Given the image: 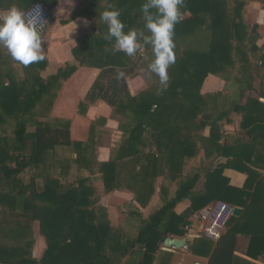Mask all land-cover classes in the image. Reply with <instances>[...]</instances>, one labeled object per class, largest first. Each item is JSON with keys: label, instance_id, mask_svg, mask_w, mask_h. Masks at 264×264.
Masks as SVG:
<instances>
[{"label": "trees", "instance_id": "obj_1", "mask_svg": "<svg viewBox=\"0 0 264 264\" xmlns=\"http://www.w3.org/2000/svg\"><path fill=\"white\" fill-rule=\"evenodd\" d=\"M260 1L264 5V0ZM145 2L84 0L69 17L84 16L93 22L92 29L78 37L72 53L80 66L100 70L85 101L79 104V113L84 114L89 105L102 101L112 109V116L126 136L110 162L99 165L105 192L117 189L119 181H126L136 201L144 204L154 191L156 178L164 176L177 185L174 198L164 200L160 210L141 222L136 239L116 238L89 177H78L74 182L67 179L73 167L95 173L98 164L94 145L73 142L69 121L47 120L62 82L77 68L67 64L44 79L41 72L46 68V59L23 66L0 50V215L4 210L31 214L46 243L39 261L8 264H118L132 250L144 251L138 264H148L163 239L172 234L183 236L188 218L211 204L223 201L247 210L264 202V176L247 167L238 168L248 176L242 189L229 186L223 176L224 169L238 167L242 152L256 136L261 140L259 149L264 150V105L249 97L243 106L240 104L246 88L252 87L259 69L264 68V58L259 66L251 65L248 58V26L242 18L246 2H235L229 10L226 0H185L183 19L174 29L175 62L167 70V83L161 84L151 73L150 85L132 96L127 80L144 68V57L138 51L139 56L132 57L114 52L104 39L108 29L99 14L113 5L121 13L125 32L135 29L148 36L140 11ZM140 43L149 54L148 66L153 57L151 46L144 45L142 39ZM208 75L232 81L237 94L232 92L235 98L214 94L211 101L215 108L226 109L204 114L207 101L200 91ZM231 109L243 117L242 131L226 137L220 134L218 124L228 120ZM206 126L210 127L208 139L199 135ZM244 137L250 142L242 140ZM228 138L229 143H219ZM197 139L204 143L206 155L211 150L227 158V162L214 168L200 165L185 175L187 161L199 151ZM258 161L257 157L252 164L257 166ZM123 171L130 172L128 178L122 176ZM202 177V189L193 193ZM183 198L190 199L191 208L176 215L173 207ZM240 218L232 217L229 223H239ZM238 232L221 235L208 264H232ZM4 234L2 229L1 236ZM253 237L257 243L264 241V233ZM31 249L32 243L22 248L0 247V257Z\"/></svg>", "mask_w": 264, "mask_h": 264}, {"label": "crops", "instance_id": "obj_2", "mask_svg": "<svg viewBox=\"0 0 264 264\" xmlns=\"http://www.w3.org/2000/svg\"><path fill=\"white\" fill-rule=\"evenodd\" d=\"M228 9L231 10L235 2L245 1L242 11L243 22L248 26L246 45L249 49L248 58L251 65H262L261 57L264 58V5L260 0H226ZM42 3L50 13V18L46 21L47 27L41 33L42 51L47 61L46 68L41 72V77L46 79L57 74L65 65H74L76 71L61 84L57 97L49 111L47 120L59 119L70 122V137L73 142L92 143L95 148L94 158L98 168L94 174H89L87 170H77L73 167L68 174V181L74 182L78 177L91 180L99 197V205L107 212L108 220L116 238L134 240L138 236V228L141 222L147 221L164 205V200L169 201L175 196L177 190L176 183H169L164 176H159L154 182V191L151 197L140 204L136 201L135 194L128 188V182L119 181L118 188L104 191L102 173L99 170L100 164L110 162L111 156L122 145L125 135L119 129V122L112 116V109L102 101H97L89 105L84 114L79 113V104L85 101V97L100 73V70L82 67L74 59L72 50L77 45L80 35L88 33L93 26V22L84 16L69 17L77 12L84 0H0V13L15 6L25 12L32 4ZM253 49H255L253 51ZM1 52L7 50L0 48ZM141 70L137 71L135 77L127 80L128 89L132 96L144 91L150 82L148 77ZM237 86L229 80L225 81L218 76L208 75L201 87V94L206 98L204 114L211 111L223 110L226 108H215L211 101V96L222 93L228 96L237 94ZM233 92V93H232ZM257 100L264 105V68L259 69L252 87L246 88L245 95L240 103L246 102V98ZM228 108V107H227ZM229 109V108H228ZM228 114V120L219 122V132L226 137L235 135L242 131L241 114L233 111ZM210 127L206 126L199 134L204 139H208ZM245 138V139H244ZM242 140L250 142V138L244 137ZM229 143L227 139L219 142ZM242 142V141H241ZM260 137L256 136L249 146L241 154V162L236 168H226L223 171L229 181V186L242 189L247 180L244 167L260 176H264V150L259 149ZM198 153L193 159L188 160L184 169V174H192L194 169L202 165L203 167L214 168L219 164H225L227 158L219 157L215 152L208 151L207 155L201 141L197 139ZM207 145V142L205 143ZM75 158V154L72 155ZM258 157L257 166L252 163ZM231 157H229L230 159ZM129 171H123L122 176L129 177ZM116 170L114 171L111 185H115ZM204 177L196 185L193 193L202 189ZM40 182V181H39ZM213 204H211L209 209ZM233 206V205H232ZM236 208L237 206H233ZM191 208L189 198H183L173 207L176 215H183ZM239 223L231 222L224 229L222 235L227 232L238 231L237 243L234 250L232 264H264V241H258L253 235L264 233V202H258L252 209L244 210L241 207ZM197 212L188 218V226L184 229L183 236L168 235L174 240L185 241V246L181 248H167L160 243L157 251H154L148 264H208L210 254L218 241L207 239L198 234L201 225V217L204 211ZM6 221V222H3ZM5 231L1 236V230ZM166 237V238H167ZM32 243L31 251H14L7 258L1 256L0 261L6 264L12 262H22L23 260L39 261L46 248L44 238L39 233L38 223L33 221L31 214H18L9 210H4L0 215V247H24L25 244ZM144 251H127V255L118 264H138L142 260Z\"/></svg>", "mask_w": 264, "mask_h": 264}, {"label": "clouds", "instance_id": "obj_3", "mask_svg": "<svg viewBox=\"0 0 264 264\" xmlns=\"http://www.w3.org/2000/svg\"><path fill=\"white\" fill-rule=\"evenodd\" d=\"M184 6L185 0H146L140 8L144 27L150 33L145 36L143 31L135 29L125 32L120 11L109 5L110 10L99 14V19L108 29L104 39L112 45L114 52H123L128 57L134 56L141 48L142 39L144 45L151 46L154 56L148 70L159 78L161 84H166L167 70L175 62L174 29L183 19L181 8ZM152 9L156 10L155 13ZM46 27L47 22L40 10L26 19L24 12L12 6L6 14L0 13V48L6 49L12 60L23 66L43 61L45 56L40 37ZM119 75L123 76V73Z\"/></svg>", "mask_w": 264, "mask_h": 264}, {"label": "built area", "instance_id": "obj_4", "mask_svg": "<svg viewBox=\"0 0 264 264\" xmlns=\"http://www.w3.org/2000/svg\"><path fill=\"white\" fill-rule=\"evenodd\" d=\"M40 10V13L45 21L50 18V13L47 8L40 2L34 3L24 13L25 18L30 19ZM39 23V21H37ZM141 53V51H138ZM141 55H143L141 53ZM234 207L223 201H217L213 205L205 210L201 217V225L198 234L210 240H218L230 219L233 217Z\"/></svg>", "mask_w": 264, "mask_h": 264}, {"label": "water", "instance_id": "obj_5", "mask_svg": "<svg viewBox=\"0 0 264 264\" xmlns=\"http://www.w3.org/2000/svg\"><path fill=\"white\" fill-rule=\"evenodd\" d=\"M205 212V211H204ZM241 214V209L239 208H234L233 210V217H239ZM163 241V245L167 248H171V247H175V248H181L183 246H185L186 242L183 240V241H179V240H174L172 238H165L162 240Z\"/></svg>", "mask_w": 264, "mask_h": 264}, {"label": "rangeland", "instance_id": "obj_6", "mask_svg": "<svg viewBox=\"0 0 264 264\" xmlns=\"http://www.w3.org/2000/svg\"><path fill=\"white\" fill-rule=\"evenodd\" d=\"M227 5H228V2H227ZM151 48V47H150ZM138 51H141V53L143 54V56L142 57H144V58H142L143 60H141V66L142 67H144V68H141V69H139V70H141L142 71V73L145 75L144 77H148V76H150V74H151V72L148 70V66H147V59H149L148 58V56H149V54H147V52H146V48L144 47V46H141V48L138 50ZM136 56H139V54L138 53H136L135 54ZM153 58H154V56L151 58V62H152V60H153ZM146 61V62H145ZM150 62V63H151ZM149 63V64H150ZM148 64V65H149Z\"/></svg>", "mask_w": 264, "mask_h": 264}]
</instances>
